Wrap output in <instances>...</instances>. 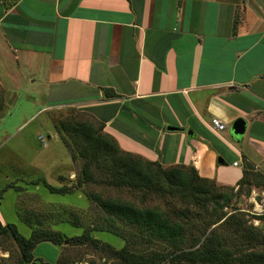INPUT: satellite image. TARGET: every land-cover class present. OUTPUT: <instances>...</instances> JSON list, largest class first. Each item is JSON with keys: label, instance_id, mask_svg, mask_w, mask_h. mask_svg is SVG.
Instances as JSON below:
<instances>
[{"label": "crops", "instance_id": "crops-1", "mask_svg": "<svg viewBox=\"0 0 264 264\" xmlns=\"http://www.w3.org/2000/svg\"><path fill=\"white\" fill-rule=\"evenodd\" d=\"M23 84L48 109L76 107L103 123L144 159L192 165L236 189L245 169L264 176V0H0V118ZM14 182L0 183V222L18 228ZM10 189L11 213L1 200ZM50 244L59 259L63 245ZM20 257L0 233V264Z\"/></svg>", "mask_w": 264, "mask_h": 264}, {"label": "rangeland", "instance_id": "rangeland-1", "mask_svg": "<svg viewBox=\"0 0 264 264\" xmlns=\"http://www.w3.org/2000/svg\"><path fill=\"white\" fill-rule=\"evenodd\" d=\"M29 87V84L23 88L19 87L16 96L8 99L9 112L13 113L4 114L0 118V183L4 184L6 176L17 181L22 190L20 203L24 206L20 213H29L33 220L39 216L44 220L46 227L60 230L68 236L80 235L87 229L100 230L94 235L98 246L92 243L80 245L66 242L63 245L61 261L66 259L67 264H122L113 257L109 251L110 247L115 249L127 247L130 252L144 255L170 251L171 247L166 242L150 240L148 235L141 234L136 227L115 219L92 198V194H99L103 199L132 202L138 207H160L168 213L172 221H184L178 217L175 210L182 209L185 205L171 197L148 196L143 201L141 191L98 182L107 178V170H97L94 166L98 181L74 188L85 160L80 156L74 158L77 149L74 148L73 140L58 129V124L62 120L93 119L78 111L76 107L48 109L42 99L30 98L26 89ZM0 93L5 105L7 98L1 89ZM40 134L45 135V144L40 142ZM44 180L48 185L65 187L68 193H52L43 183ZM254 184L242 186L224 208L217 207L200 215L189 216L185 220L188 223V236L199 237L202 230L207 228V234L215 231L226 237L227 243L236 247L239 253L259 248L249 243L244 236L246 230H250L251 227L264 232V180L257 178ZM14 198L16 199V191L10 189L1 199L8 212L11 211ZM224 212L227 213L226 216L219 220ZM231 215H233L231 221L225 224V219ZM51 216L55 217L54 221L49 220ZM62 217L66 220L61 221ZM17 222L19 232L29 236L31 228L28 223L25 220ZM75 223L80 226H74ZM239 225L246 226V230L237 232L236 228ZM57 250V246L43 242L39 243L34 254L39 259L43 257V260L50 264H61V261L58 262ZM12 258L15 259L14 256ZM158 264L178 263L166 260Z\"/></svg>", "mask_w": 264, "mask_h": 264}, {"label": "trees", "instance_id": "trees-1", "mask_svg": "<svg viewBox=\"0 0 264 264\" xmlns=\"http://www.w3.org/2000/svg\"><path fill=\"white\" fill-rule=\"evenodd\" d=\"M105 95L110 96V92L106 90ZM3 106L4 102L0 93V112ZM92 121L69 119L62 120L58 124V129L73 140L74 148L77 149L74 158L80 156L85 160L74 188L98 181L95 169H106L107 178L98 182L141 191L143 201L148 196L171 197L185 205L184 208L175 210L178 217L184 221H172L168 213L160 207H138L132 202L121 199H103L99 194H92V198L115 219L136 227L141 234L148 235L150 240L164 241L171 247L167 253L151 255L130 252L127 247L121 249L110 247L109 251L114 258L120 260L122 264H158L166 260L178 264L183 262L190 264H264V232L259 231L258 228L251 227L250 230H246V226L241 225L236 228L237 232L246 230L244 236L248 242L259 247L239 253L236 247L227 243L226 237L215 231L207 234V228L202 230L201 236L189 237L188 223L185 221L192 214L200 215L213 208H224L237 195L242 186L254 184L257 178L264 180L261 173L245 169L237 190L235 187L218 186L214 180L201 177L192 165L165 167L159 161L147 160L122 150L115 138L104 131L103 123ZM45 182L44 180L43 183L52 193H68L65 187L51 186ZM14 184L15 182L9 183L6 188L15 187ZM19 188L21 189L20 185L15 187L17 191H20ZM25 213H21V218L31 228L29 236L21 234L15 224L8 223L3 226L0 222V233L10 235L19 246L21 255L19 264H50L35 257L34 249L39 243L50 242L60 246L66 242L80 245L92 243L98 246L99 244L94 236L95 232L100 231L98 229H94L95 231L87 229L80 235L68 236L60 230L46 227L44 220H41L39 216L33 220L29 213ZM226 214V212L222 213L219 220ZM232 216H228L224 223H229ZM64 218L62 217L61 221H65ZM50 219L54 221L55 217L51 216ZM73 225L80 226L76 223ZM100 248L103 249V247ZM62 253L58 262L61 261ZM62 263L67 264V260L62 259Z\"/></svg>", "mask_w": 264, "mask_h": 264}, {"label": "water", "instance_id": "water-1", "mask_svg": "<svg viewBox=\"0 0 264 264\" xmlns=\"http://www.w3.org/2000/svg\"><path fill=\"white\" fill-rule=\"evenodd\" d=\"M247 122L243 118H238L232 125L233 134L236 136H242L245 134ZM173 128V127H172Z\"/></svg>", "mask_w": 264, "mask_h": 264}, {"label": "built area", "instance_id": "built-area-1", "mask_svg": "<svg viewBox=\"0 0 264 264\" xmlns=\"http://www.w3.org/2000/svg\"><path fill=\"white\" fill-rule=\"evenodd\" d=\"M212 127L215 131H223L226 128V124L223 123L219 118H214L212 120ZM39 140L41 143L45 144V140H46L45 135L40 134ZM235 164H237V162Z\"/></svg>", "mask_w": 264, "mask_h": 264}]
</instances>
